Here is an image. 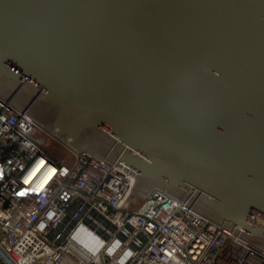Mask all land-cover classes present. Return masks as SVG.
<instances>
[{"label":"water","instance_id":"95a60500","mask_svg":"<svg viewBox=\"0 0 264 264\" xmlns=\"http://www.w3.org/2000/svg\"><path fill=\"white\" fill-rule=\"evenodd\" d=\"M0 96L264 249V0H0Z\"/></svg>","mask_w":264,"mask_h":264},{"label":"built area","instance_id":"2783aa9c","mask_svg":"<svg viewBox=\"0 0 264 264\" xmlns=\"http://www.w3.org/2000/svg\"><path fill=\"white\" fill-rule=\"evenodd\" d=\"M134 177L67 149L0 96V264H264V249L162 190L133 209Z\"/></svg>","mask_w":264,"mask_h":264},{"label":"rangeland","instance_id":"374dc122","mask_svg":"<svg viewBox=\"0 0 264 264\" xmlns=\"http://www.w3.org/2000/svg\"><path fill=\"white\" fill-rule=\"evenodd\" d=\"M33 134L35 136H41L42 134L40 133V131L38 129H36ZM44 140H42L41 145L45 147V149L51 153L52 155L58 156L59 158L63 157V156H68L70 159L68 160V164L71 163L72 161V156H70V154L68 153L67 150H65L64 148L57 146V144L49 139H46L45 137H43ZM141 203V199L139 200H133L131 207L133 209H136Z\"/></svg>","mask_w":264,"mask_h":264},{"label":"trees","instance_id":"16d2710c","mask_svg":"<svg viewBox=\"0 0 264 264\" xmlns=\"http://www.w3.org/2000/svg\"><path fill=\"white\" fill-rule=\"evenodd\" d=\"M54 142V141H53ZM56 143V142H55ZM57 144V146H60V147H62L61 145H59L58 143H56ZM63 148V147H62ZM65 149V148H64Z\"/></svg>","mask_w":264,"mask_h":264}]
</instances>
